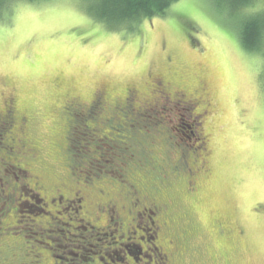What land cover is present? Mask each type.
<instances>
[{"label":"rangeland","instance_id":"obj_1","mask_svg":"<svg viewBox=\"0 0 264 264\" xmlns=\"http://www.w3.org/2000/svg\"><path fill=\"white\" fill-rule=\"evenodd\" d=\"M85 7L83 0H11L2 10L0 110L4 99L12 97L17 111L27 119L26 142L37 151L27 166L30 173L37 175L46 189L58 186L64 178L73 189L102 188L103 183L118 186L116 171H126L128 181L140 188L159 184L142 168L135 170L144 166L134 161L136 151L131 154L134 162H124L121 154L128 149L122 151L117 140L124 139L114 137L117 132L101 117L111 114L108 103L123 97L128 88L146 98L160 95L150 84L162 79L184 90L192 100L189 110L179 103L171 107L165 101L145 112L144 120L150 121L157 114L161 123L153 124L156 130L147 135L167 131L175 134L168 139L178 144L166 147L160 136L151 155L156 163L174 161L183 151L181 147L188 160L193 157L195 161L189 194L182 180L148 191L155 199L169 203L168 237L180 247L172 264H264V72L259 56L238 42L239 20L217 0H175L165 15L141 19L125 31L107 28ZM177 17L190 26L181 24ZM96 90L104 92L98 104L102 107L91 121L74 124L68 136L75 162H67L61 150L66 143L70 107L64 108V103L74 97L88 104ZM193 115H198V123L193 124ZM0 124L4 127L0 147L13 152L8 136L15 131ZM87 126L93 130L87 131ZM110 126L115 127V123ZM192 126L197 133L192 132ZM5 149H0V166L17 175L9 160L12 152L9 155ZM67 163L73 167L71 176L67 175ZM95 168L101 169L99 176L90 175ZM19 181L21 190L29 195L21 197L20 208H32L35 193L28 191L25 179ZM6 196L7 191L0 190V205ZM98 198L93 192L91 199L95 202ZM64 206L55 209L61 211ZM19 215L20 221L13 223L15 227L11 225L18 232L2 234L0 239L18 245L15 253L25 257V262L42 248L38 241L48 243L55 255H75V260L69 261L72 264H86L94 255L103 258V264H114L124 255L118 241L135 250V239H120L121 233L114 226L99 233L84 230L87 221L74 223L68 218L70 212L58 215L43 233L26 220V212ZM45 219L35 216V222ZM219 221L226 224V234L224 226L219 228L223 236L218 233ZM139 225L146 230L144 222ZM135 235L147 236L142 230ZM20 260L15 259V263ZM125 261L135 264L128 256ZM145 263L142 259L137 264Z\"/></svg>","mask_w":264,"mask_h":264},{"label":"flooded vegetation","instance_id":"obj_2","mask_svg":"<svg viewBox=\"0 0 264 264\" xmlns=\"http://www.w3.org/2000/svg\"><path fill=\"white\" fill-rule=\"evenodd\" d=\"M150 85L153 87V90H157L161 94L146 98V96H138V91L136 89L128 88L123 97L120 99L115 98L112 103H108V112L114 117V114L117 113L115 110L120 112L126 110L130 112L140 111V115L142 116L143 113H141V111L148 107H159L165 101L171 104V107L179 103L184 110L190 109L192 100L189 98L187 99L184 90L176 89L168 85V82H164L162 79L152 80ZM159 87H161L160 90L157 89ZM92 94L93 97L88 104H82L76 101L74 97H72L73 99L66 100L64 103V108H67L66 106L70 107V112L66 116V143L61 150V155L64 156L63 159H66L67 162L70 161V163H72L75 161V155L70 153L71 145L69 144L70 138L68 135L72 134L74 131V123L77 114L79 113V115L81 114L86 117L95 106L96 109L102 107L100 103L104 98V92L102 90H96ZM158 99L159 101H157ZM197 118L198 115H193V124L196 122L198 123ZM26 120V117L17 111L15 100L12 97L5 98L2 109L0 110V123L6 127H12L15 131L12 133V136H8V143L14 144V150L12 152L11 149H5L6 147L3 146H1L0 149H5V152L9 155L12 152L11 155H13V157L9 160L10 163L13 164L12 166H16L18 174L16 175L14 171H7L0 166V190L2 192L7 191V196L0 205V236L2 234H15L18 232H14L12 226L15 227L13 223L20 221L17 219V217L20 216L19 213L26 212V220L41 230L40 233H43V231H49L45 227L54 223L58 215H67L70 212L72 216H68V218L74 223H77L79 220L87 221L86 224L88 227H83L84 230L88 228L94 231L95 229L97 230L96 232L99 233V230L104 229L110 231V227L114 226L115 230L121 233V235H119L120 239H135V243L133 244L135 247L134 252L126 245H122L119 241L116 242L124 249V255L120 261L126 262L125 258L128 256L131 262L135 264L139 263L142 259L146 261L145 264H150L148 259L150 256L151 264H172L173 258L179 252L180 247H178L175 241L168 237V222L166 216L169 203L160 199H155L153 193L151 194L148 192L149 190L145 191L139 189L138 186L126 180H118L120 182L118 186L103 183L105 187L96 189L92 187V189L88 190L83 187L73 189L65 183L64 178V180L61 179L63 182H60L58 186L46 189L39 180V177L30 173L27 167L31 161L35 160L37 151L35 145H29V143L27 145V139L24 133ZM3 128L4 127L0 124L1 132H4ZM191 159L192 160L189 161L188 155L180 151L178 157H176L174 161H168L165 167H160L158 165L151 167L152 170L154 169L158 173V175L156 173V176L159 178V184L156 186L150 185V189L157 190L159 186H163L164 184L167 185L171 180H182L189 194L192 188L189 187V185L193 184L191 181V169L195 162L193 157ZM86 162H89V160ZM1 164L3 163L0 161V165ZM66 167L68 169L67 175L71 176V174H73V167L68 163ZM180 173L185 176V179L183 176L179 177ZM95 176L97 175L95 174ZM19 179H25L28 191H33L35 193V204H32V208H20L19 201L21 197L29 195L26 191L21 190ZM93 192L100 196L95 202L91 199ZM54 194H56V197H54ZM63 203L65 206L62 207L61 211L55 209V207L61 206ZM91 207L94 208L93 211L90 210ZM37 215H43L46 219L35 222V216ZM79 215H82L83 218L78 217ZM141 222H144L148 232L139 225ZM216 224L220 235H222V233H220V229L222 230L221 226H224V232L225 234L227 233L225 223L219 221L218 223L216 222ZM65 225L68 227L71 226L74 230L78 229L75 225L72 226L68 223H65ZM137 230H142L147 236H136ZM21 235L26 239L24 234ZM36 244L42 248L33 255V259H30V261L28 259L29 262H25L23 261L25 257L19 255V253H15L18 249V245L15 246L8 240L1 238L0 264H17L15 263V259H21L18 264H72L69 261L75 260L74 254V257L71 258L55 255L53 253L54 248L46 242L38 241ZM149 244H152V247H150ZM144 247L147 253L146 251L144 252ZM102 262L103 258L94 255L86 261V264H103ZM126 264L130 263L126 262Z\"/></svg>","mask_w":264,"mask_h":264},{"label":"trees","instance_id":"obj_3","mask_svg":"<svg viewBox=\"0 0 264 264\" xmlns=\"http://www.w3.org/2000/svg\"><path fill=\"white\" fill-rule=\"evenodd\" d=\"M10 1L11 0H0V19L5 14L2 10L5 9V7L7 6V4H9ZM83 1L86 3V12L93 19L100 21L109 29L121 28L125 31H129L132 30L141 19L160 17L165 15L167 8L175 0ZM217 2L219 3V5H224V7L228 9L227 13L230 14L231 17L239 20L237 26L238 42L243 49H245L246 51L254 52L259 56L262 61V71L264 72V0H217ZM244 9H247L248 11L242 12V10ZM150 108L151 107H148L147 109L141 111V113H143L142 116L140 115V111L130 112L129 110H126L124 112L119 111L120 117H116L115 113L114 117L113 115L109 114V117L107 116L101 118L103 119L104 124H106L108 127H111L112 129H114L115 132H117L115 135H113L114 137L124 139L123 142L117 139L119 143H122L121 145H123L122 151L128 149L125 151V153L123 152L121 154V157L124 158V162L129 164L135 161L138 164H144V166L135 167V170L139 171L142 168L145 174H151L154 176V178L159 181V178L156 176L157 171L154 169L152 170L151 167H153L154 165L165 167V164H167L169 160H166L165 162H163L162 165H159L158 163H156V160L151 156L152 150L156 146V140H158V138L161 136L163 140V145H165L166 147L178 144L175 141L168 139L171 137L173 138V135L175 134L168 135L167 131L160 133L159 136L157 135L150 137L149 135H147L150 132L156 130L153 124H156L161 119V117H158V115L154 113V116H152L150 121L147 120L144 122L145 112H147ZM96 111L98 110L95 106V108H93L92 111L86 117L82 116L81 114L79 115L78 113L75 118V123L79 122V120H84L85 122L91 121L95 118ZM130 121H132L131 123L135 124L134 127L129 124ZM113 122L115 123V127L110 126ZM89 126L86 127L87 131H92L93 128H90ZM145 126L147 127V129L145 128ZM194 130L193 132L197 133ZM106 140H108V138ZM95 150H97L96 146ZM180 150H183L182 152L184 153V147H181ZM134 152L137 153L135 154V157L137 159L133 161L131 160V156L134 155L131 154H133ZM83 157H85V155H83ZM192 169L191 174L194 173V169ZM100 171V168H95V172H91L90 175L96 174L97 176H99ZM181 174L182 173H180L179 175ZM107 175L112 176L111 174ZM116 176V180H129L126 177V171H116ZM154 185L156 186L157 184ZM138 188L143 189L145 191L150 190V186H143L141 188ZM96 231L97 230H95L94 232Z\"/></svg>","mask_w":264,"mask_h":264},{"label":"snow or ice","instance_id":"obj_4","mask_svg":"<svg viewBox=\"0 0 264 264\" xmlns=\"http://www.w3.org/2000/svg\"><path fill=\"white\" fill-rule=\"evenodd\" d=\"M177 19L180 21L181 24H185L186 26H190V25H187V22L183 17H177ZM145 251L147 253V250H145ZM148 259H149L150 264H151V257L149 256ZM114 264H123V262L122 261H114Z\"/></svg>","mask_w":264,"mask_h":264}]
</instances>
